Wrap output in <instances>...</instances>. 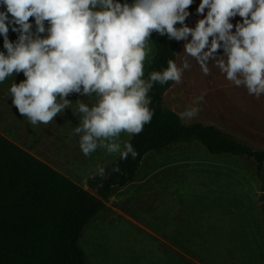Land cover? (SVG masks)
<instances>
[{
    "label": "clouds",
    "instance_id": "9594fccd",
    "mask_svg": "<svg viewBox=\"0 0 264 264\" xmlns=\"http://www.w3.org/2000/svg\"><path fill=\"white\" fill-rule=\"evenodd\" d=\"M194 2L0 0L5 50L0 51V83L23 74L19 83L13 80L8 94L32 125L51 123L69 107L72 94H95L91 107L78 103L82 119L74 134L81 152L89 156L103 148L122 160L129 155L135 159L137 151L128 141L121 144V133L139 135L154 116L149 95L154 85H178L192 67L187 58L180 65L170 59L165 69L145 79L153 33L183 41L185 56L205 76L213 64L248 95L264 96V0H199L196 15L201 18L190 27ZM10 31L16 34L14 41ZM203 101V95L197 97L180 118H196Z\"/></svg>",
    "mask_w": 264,
    "mask_h": 264
},
{
    "label": "rangeland",
    "instance_id": "374dc122",
    "mask_svg": "<svg viewBox=\"0 0 264 264\" xmlns=\"http://www.w3.org/2000/svg\"><path fill=\"white\" fill-rule=\"evenodd\" d=\"M198 4L195 0V9ZM183 43L179 42L175 52L178 65L185 59ZM149 47L144 72L154 54L151 41ZM209 67L210 75L205 76L194 62L198 79L187 81L186 70L182 82H173L164 93L163 108L180 117L203 95L204 101L197 105L199 115L191 120L180 118L184 124L216 127L264 151V123L249 125L227 116L225 98L211 96L210 82L214 85L219 76L216 79L217 67ZM13 80L15 76H9L0 83V91L6 92V96H0V134L95 196L97 189L89 186V180L99 175V168L105 169L119 157V153L109 154L103 148L89 156L80 150L79 136L74 134L82 119L78 103L91 107L97 100L95 94H72L68 97L69 107L51 123L32 125L12 106L8 90ZM218 80L222 82L221 77ZM233 93L234 116L239 117L244 114L241 87H235ZM130 138L121 133V144ZM256 170L252 159L211 155L196 142L175 144L146 155L135 180L101 199L102 210L83 230L79 247L86 264H216L223 255L218 244L229 248V224H255L249 229L259 230L257 214L264 216V165L260 177ZM238 244V249L245 250L247 241L242 235Z\"/></svg>",
    "mask_w": 264,
    "mask_h": 264
},
{
    "label": "trees",
    "instance_id": "16d2710c",
    "mask_svg": "<svg viewBox=\"0 0 264 264\" xmlns=\"http://www.w3.org/2000/svg\"><path fill=\"white\" fill-rule=\"evenodd\" d=\"M189 11L193 15L194 5ZM151 43L154 54L147 64L146 79L152 71L165 69L168 60L176 61L179 44L156 33ZM172 84L154 85L149 93L152 121L128 141L138 156L129 155L126 160L119 156L103 175H94L88 184L97 189L95 196L0 134V264H86L79 240L102 210L101 199L132 183L146 155L172 145L196 142L211 155L252 159L261 176L263 150L213 126L184 124L176 113L163 108V95Z\"/></svg>",
    "mask_w": 264,
    "mask_h": 264
},
{
    "label": "crops",
    "instance_id": "0c3cea01",
    "mask_svg": "<svg viewBox=\"0 0 264 264\" xmlns=\"http://www.w3.org/2000/svg\"><path fill=\"white\" fill-rule=\"evenodd\" d=\"M4 9L0 7V11H3ZM201 18L196 15V9L194 7V12L191 18L187 21L188 26L195 27V24L197 20ZM236 20H239V17L236 18ZM236 20L232 21L233 23L236 22ZM9 38L10 40H15L16 34L9 32ZM0 51H5L3 49V38L0 37ZM153 54L149 57V60L152 58ZM185 56V54H184ZM189 60V62L192 64V67L189 69V75L187 77V81H196L198 79V75L194 74L193 71V65L194 61L191 57H186ZM149 62V61H148ZM148 64V63H147ZM213 76V75H212ZM210 76V79H213V77ZM216 79L217 76H219L218 79H222V82H220L218 79V82H214V85H211L210 82V93L212 97L215 96H221L225 98V106L227 107V116L232 118L233 120H239L242 123H247L249 125H252V123L257 124H263L264 123V96L257 99L253 96L248 95L246 89L244 87H241L242 89V96L244 97L243 106L242 107V114L239 117H235V109H234V103L232 102V97L235 93H233L234 86L231 82L227 81L225 79V76L217 70L216 73ZM23 74L21 77L19 75L15 76V81L20 82L23 79ZM200 78V77H199ZM202 78V77H201ZM200 78V79H201ZM204 84L206 85V81L204 78L202 80ZM0 96H6V92L0 91ZM230 102V103H228ZM233 104V105H232ZM233 110V111H232ZM262 174V173H261ZM261 191H264V184H262ZM257 214V222L259 223V230L251 231L249 228L255 227V224L249 225V226H235V224H229L226 227V233L228 235L229 239V248L225 249V246L222 244H218V247L220 251L222 252L224 256L222 255V258L219 259L216 264H264V216H258ZM218 231V230H217ZM216 231V232H217ZM218 233V232H217ZM240 235L244 237V239L247 241L245 250L238 249V240ZM230 236H234L231 237ZM212 240V239H211ZM213 241V240H212ZM214 256V254H213ZM220 257V256H219ZM226 257V259H225ZM213 258H217L215 255ZM213 264L215 262L213 261Z\"/></svg>",
    "mask_w": 264,
    "mask_h": 264
},
{
    "label": "bare ground",
    "instance_id": "6f19581e",
    "mask_svg": "<svg viewBox=\"0 0 264 264\" xmlns=\"http://www.w3.org/2000/svg\"><path fill=\"white\" fill-rule=\"evenodd\" d=\"M87 261H90V260H87Z\"/></svg>",
    "mask_w": 264,
    "mask_h": 264
}]
</instances>
